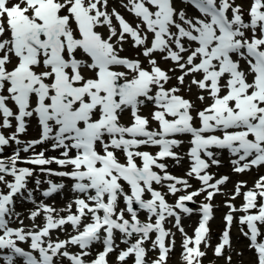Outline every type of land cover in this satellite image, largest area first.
<instances>
[{
    "label": "snow or ice",
    "instance_id": "snow-or-ice-1",
    "mask_svg": "<svg viewBox=\"0 0 264 264\" xmlns=\"http://www.w3.org/2000/svg\"><path fill=\"white\" fill-rule=\"evenodd\" d=\"M262 169L264 0H0V264H264Z\"/></svg>",
    "mask_w": 264,
    "mask_h": 264
},
{
    "label": "rangeland",
    "instance_id": "rangeland-1",
    "mask_svg": "<svg viewBox=\"0 0 264 264\" xmlns=\"http://www.w3.org/2000/svg\"><path fill=\"white\" fill-rule=\"evenodd\" d=\"M131 49L125 51L123 54H128V55H134V53H130ZM184 171V170H183ZM176 172V171H175ZM222 172H227V170H221L219 171V173ZM229 172V170H228ZM181 175V174H179ZM235 203L237 205H239V199L235 201ZM223 204V202L221 203ZM227 212V209L221 205ZM220 205H217V216L215 218V220H213V222H211L210 224V228H211V233H212V242L213 244H215L217 242V238L220 235V233L223 231L222 229V220L219 218V212H220ZM27 207H30V205H27ZM219 221V222H218ZM192 220L189 219V221L185 222V227L187 231H190V229H188V227L190 226ZM218 226V227H217ZM216 230H218L219 232H216ZM177 248L176 251L173 253L171 259L169 260V264H174L175 261H177L178 263L175 264H180V260H179V244H180V239H179V234H177ZM243 238H241L239 236V234H235L233 236V242H232V247L235 250L233 252L232 255V264H249L250 260H251V254L249 252H247L246 250V245H243ZM236 251H244V255L243 256H238L235 254ZM225 264V262L223 260L217 259L213 256V252L211 249L207 250V256L204 258V264Z\"/></svg>",
    "mask_w": 264,
    "mask_h": 264
},
{
    "label": "bare ground",
    "instance_id": "bare-ground-1",
    "mask_svg": "<svg viewBox=\"0 0 264 264\" xmlns=\"http://www.w3.org/2000/svg\"><path fill=\"white\" fill-rule=\"evenodd\" d=\"M56 198H57V197H56ZM56 203H57V205H58V206H60V205H61V203H62V202H61V199H60V197H58V198H57V200H56Z\"/></svg>",
    "mask_w": 264,
    "mask_h": 264
}]
</instances>
